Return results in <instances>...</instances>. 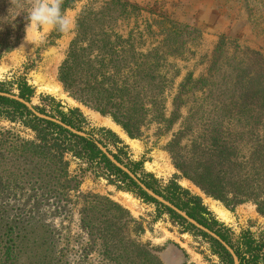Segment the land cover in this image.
<instances>
[{"label":"rangeland","instance_id":"1","mask_svg":"<svg viewBox=\"0 0 264 264\" xmlns=\"http://www.w3.org/2000/svg\"><path fill=\"white\" fill-rule=\"evenodd\" d=\"M107 8L112 9L105 20L111 39L122 38L129 55L164 56L160 75L167 83L160 99L166 119L174 120L170 129L147 115L146 122L152 123L130 136L110 116L78 102L60 82L59 68L76 37L79 20L84 13L99 16ZM30 11V0H0V42L16 38L9 25L24 24L20 42L0 58L1 90L20 97L19 84L26 82L34 90L31 104L41 114L62 121V112L74 129L103 144L150 190L191 214L234 252L246 249L243 240L250 235L260 238L264 216L257 205H227L209 196L176 166L177 154L184 157L179 160L194 165L192 135L183 136L173 149L170 145L190 118L197 137L218 126L213 133L222 130L231 138H250V122L238 123L217 112L219 103L230 105L231 91L223 98H211L209 92L232 90L241 61L244 68L253 70L257 62L251 52L264 57V0H76L63 11L77 24L68 34L28 27ZM164 19L188 30L171 49L161 29ZM201 78L205 82L196 84ZM50 82L62 88L63 96L47 90ZM107 121L119 126L122 134L107 126ZM57 137L49 136L48 144L62 145L64 139ZM24 142L42 143L20 119L0 116V264H144V259L134 258L136 252L150 260L147 264H230L218 241L150 196L152 200L142 198L129 180L103 162L97 165L99 160L82 158L74 151L61 155L55 147L47 155L50 159L26 155L17 149ZM251 150L249 141L239 147L243 156ZM109 200L128 214L114 209ZM213 205L227 217H220ZM11 238L15 242L6 244ZM255 264H264V253Z\"/></svg>","mask_w":264,"mask_h":264},{"label":"trees","instance_id":"2","mask_svg":"<svg viewBox=\"0 0 264 264\" xmlns=\"http://www.w3.org/2000/svg\"><path fill=\"white\" fill-rule=\"evenodd\" d=\"M75 2L76 0H64L62 11L72 7ZM111 10L110 8L104 9L99 16L98 14L84 13L78 22L77 34L69 46L66 59L59 68V80L78 102L104 116H110L130 136L139 134L143 126L152 123L146 122L147 115H153V121L170 129L174 120L166 119V106L164 102L162 104V98L160 99L167 83L166 79L160 75V66L164 56L150 53L142 55L139 59L137 56L129 55L122 38L113 41L106 28L105 20L109 17ZM17 23H13L7 28L9 32L13 31L16 34V38L10 42H0V58L11 52L15 44L17 45L22 38L24 24ZM98 25L103 28L97 30ZM161 29L166 35L165 44L168 49H171L174 42L179 41L178 38H182L188 31L169 19H164L161 22ZM220 49L221 46L218 47L217 52ZM251 53L257 66L250 70L243 67L244 62L238 63L237 82L232 90H222L223 92H221L217 89L218 92H215L211 89L209 92L211 98L213 96L223 98L227 92L231 91L230 105L222 106L219 103L216 106V109H219L217 112L222 118L227 117L238 123L250 122L252 128L250 138L246 140L244 135L231 138L228 134L225 135L222 130L216 134L213 133L218 126L209 129L211 133L197 137L195 136L194 120L190 118L182 123L183 129L179 130L170 148L178 146L182 137L190 133L192 135L191 162L194 165L179 160V157L182 159L183 156L174 155L176 166L184 172V175L198 184L209 196L219 199L227 205L236 206L253 202L264 216V57L258 52ZM204 82L205 80L203 81L201 78L196 84ZM19 87L20 98L31 103V98L34 95L33 88L26 82L19 84ZM0 91L11 93L7 90L0 89ZM182 93L179 94V98ZM36 109L43 113L41 109L37 107ZM59 113L63 123L76 128L62 112ZM0 116L11 120L20 119L37 133L38 139L42 143H20L17 149L21 148V153L25 152L26 155L30 153L50 159L47 158V155L51 156L54 147L60 149L61 155L66 151H74L82 158L86 156L93 159L92 161L99 160L97 165L103 162L111 168V171L123 176L125 180H129L131 186L138 189L142 198L152 200L127 174L114 167L98 148L93 137L78 136L56 123L40 119L23 103L4 96H0ZM51 135L63 138V144L54 143L53 146H50L48 138ZM246 141H249L252 150L248 156H243L239 152V147ZM115 158L120 161L118 156L115 155ZM147 186L152 188L150 185ZM155 192L162 195L157 190ZM109 203L119 212L128 214L119 204L110 200ZM83 222L91 227L85 217ZM94 233L105 238L100 232L95 231ZM9 242L13 244L15 241L11 238L6 240V244ZM243 242L246 249L235 251L240 264L257 263L260 255L264 253V232L259 239H254L250 235ZM223 251L229 259L228 263L234 264L228 251L225 248ZM136 254L134 258L144 259V264L150 261L138 252ZM114 259H118V256ZM127 260L131 262L130 258ZM131 264H136V262H131Z\"/></svg>","mask_w":264,"mask_h":264},{"label":"water","instance_id":"3","mask_svg":"<svg viewBox=\"0 0 264 264\" xmlns=\"http://www.w3.org/2000/svg\"><path fill=\"white\" fill-rule=\"evenodd\" d=\"M0 96H4V97H8L10 99H14L17 100L21 103H23L35 116H37L40 119H44L53 123H56L58 125H60L61 127L67 129L68 131L78 135V136H82V137H86L89 138L90 136L77 131L76 129H74L73 127L63 123L60 120H57L55 118L46 116L41 114L40 112H38L34 106L18 97L12 94H8V93H3L0 92ZM96 145L98 146V148L106 155V157L110 160V162L119 170H121L122 172H124L125 174H127L138 186L141 190H143L148 196H150L151 198H153L154 200H156L157 202L161 203L162 205L167 206L168 208L172 209L174 212H176L177 214H179L181 217H183L186 221H188L190 224H192L193 226H195L197 229H199L200 231L208 234L209 236H211L212 238H214L216 241H218L227 251L228 253L232 256V259L234 261V264H240L238 256L236 255V253L234 252V250L217 234H215L214 232L210 231L209 229H207L206 227L200 225L198 222H196L195 220H193L192 218H190L187 214H185L184 212H182L180 209H178L176 206H174L173 204H171L170 202L166 201L165 199H163L162 197L158 196L155 192H153L152 190H150L138 177H136L128 168H126L124 165H122L108 150L107 148L99 143V142H95Z\"/></svg>","mask_w":264,"mask_h":264},{"label":"clouds","instance_id":"4","mask_svg":"<svg viewBox=\"0 0 264 264\" xmlns=\"http://www.w3.org/2000/svg\"><path fill=\"white\" fill-rule=\"evenodd\" d=\"M16 2L13 0V3ZM63 3L64 0H30L28 27H46L64 34L72 32L77 26L76 20L62 11Z\"/></svg>","mask_w":264,"mask_h":264},{"label":"bare ground","instance_id":"5","mask_svg":"<svg viewBox=\"0 0 264 264\" xmlns=\"http://www.w3.org/2000/svg\"><path fill=\"white\" fill-rule=\"evenodd\" d=\"M50 83H52V82H50ZM50 83L47 84V90L49 92H51L53 95L63 96L64 93L62 91V88L57 86V85H54L53 83L52 84H50ZM107 126H109L114 131L122 134V130L120 129V127L115 125L114 123H112L110 121H107ZM212 208L220 217H222V218H226L227 217V213L224 210L220 209L221 207L218 208L215 205H213Z\"/></svg>","mask_w":264,"mask_h":264}]
</instances>
